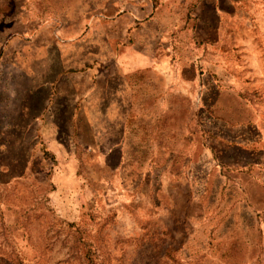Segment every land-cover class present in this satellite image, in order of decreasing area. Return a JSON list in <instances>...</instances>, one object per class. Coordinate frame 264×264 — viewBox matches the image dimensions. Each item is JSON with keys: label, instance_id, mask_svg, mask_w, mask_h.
I'll use <instances>...</instances> for the list:
<instances>
[{"label": "rangeland", "instance_id": "rangeland-1", "mask_svg": "<svg viewBox=\"0 0 264 264\" xmlns=\"http://www.w3.org/2000/svg\"><path fill=\"white\" fill-rule=\"evenodd\" d=\"M216 1L0 0V63L23 23L31 35L103 22L112 37L122 24L123 38L137 28L145 40L148 22L153 44L168 39L181 57L197 26L203 34L213 20L221 38L213 129L206 111H171L148 142L128 141L137 158L82 150L43 159L36 173L4 169L0 264H264V0L215 16Z\"/></svg>", "mask_w": 264, "mask_h": 264}, {"label": "crops", "instance_id": "crops-1", "mask_svg": "<svg viewBox=\"0 0 264 264\" xmlns=\"http://www.w3.org/2000/svg\"><path fill=\"white\" fill-rule=\"evenodd\" d=\"M234 1H216L212 14ZM22 25L1 48L0 174L17 168L18 174L36 173L41 160L82 150H98L107 159L137 158V152L129 155L128 141L135 148L138 136L148 142L154 122L171 111H206L213 129V80L220 78L213 46L221 39L213 20L203 34L197 26V43L183 57L168 39L154 45L148 22L145 40L137 28L130 40L123 38L130 26L122 24L114 37L103 22L86 21L78 32L48 24L31 35Z\"/></svg>", "mask_w": 264, "mask_h": 264}]
</instances>
